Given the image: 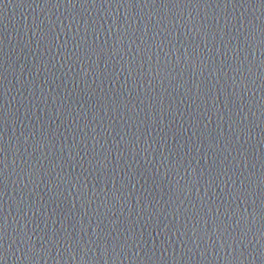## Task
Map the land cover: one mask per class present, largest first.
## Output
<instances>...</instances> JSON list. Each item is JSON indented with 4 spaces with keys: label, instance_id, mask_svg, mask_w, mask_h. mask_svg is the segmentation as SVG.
Listing matches in <instances>:
<instances>
[{
    "label": "water",
    "instance_id": "water-1",
    "mask_svg": "<svg viewBox=\"0 0 264 264\" xmlns=\"http://www.w3.org/2000/svg\"><path fill=\"white\" fill-rule=\"evenodd\" d=\"M0 264H264V0H0Z\"/></svg>",
    "mask_w": 264,
    "mask_h": 264
}]
</instances>
